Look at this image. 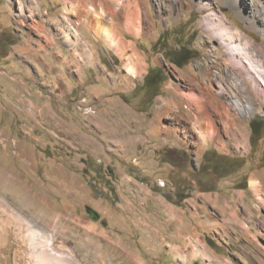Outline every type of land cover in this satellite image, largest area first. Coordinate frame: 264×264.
<instances>
[{"label": "rangeland", "instance_id": "obj_1", "mask_svg": "<svg viewBox=\"0 0 264 264\" xmlns=\"http://www.w3.org/2000/svg\"><path fill=\"white\" fill-rule=\"evenodd\" d=\"M103 1L0 0V264H264V209L250 184L264 174V127L252 136L250 125L264 120V100L253 91L231 105L234 125L220 119L204 142L165 115L156 132L172 86L198 79L215 45L225 52L194 0H144L139 37ZM213 7L264 46L235 6ZM53 19L77 23L79 45ZM106 26L141 55L135 74L96 36ZM180 47L189 52L176 64ZM238 207L249 210L241 222L231 216Z\"/></svg>", "mask_w": 264, "mask_h": 264}, {"label": "bare ground", "instance_id": "obj_2", "mask_svg": "<svg viewBox=\"0 0 264 264\" xmlns=\"http://www.w3.org/2000/svg\"><path fill=\"white\" fill-rule=\"evenodd\" d=\"M108 1H103L104 7L111 14L124 20L126 30L130 34L135 37L143 35L144 23L146 21L144 0H117L121 3L120 8L111 7ZM194 1L207 11L202 19L203 27L219 41L226 56L224 57L215 45L206 53V57L210 59L209 64L198 65V69L200 70L198 79L190 75L187 77L186 86H172L174 94L164 100L155 114L156 126L154 130L159 133L161 117L165 115L172 121L182 120L191 123V128L188 126V129L185 128V134L189 131H193V133L195 131V133L201 134L200 136H202L204 142L208 137L220 134V119H223L226 127L231 129L234 113H232L231 105L236 108L242 105L245 106L243 98H248L252 95L253 91L264 100V46L261 49L257 48L251 38L241 29L231 24L223 13L217 12L213 7L215 0ZM220 1L235 6L239 14L247 20L249 25L260 27V31L264 34V0ZM63 3H66V0H63ZM76 8L71 4L66 6L65 9L72 12ZM53 21L57 22L54 19ZM65 23H67L66 26L64 25ZM58 25H60L59 29L61 31L65 30V32L63 31L65 33V41L79 45V27L77 23L65 21ZM71 33L77 35V38L74 39ZM96 36L106 41L110 48L126 61L125 69L128 73L135 74L137 72V65L142 63V57L132 45V42L124 38L116 27L106 26V28H99ZM213 67H216L217 70L214 73V77L211 78V74L213 73L211 69ZM187 70L190 71L191 67H188ZM239 77L242 78V81H240ZM224 78H226V83L222 81ZM212 80L219 83L217 92L214 90ZM218 96L222 97L220 101L217 100ZM163 129L166 134L168 132L171 136L177 135L178 128L175 126H164ZM232 135L236 139L243 138V134L234 132ZM253 177L250 183L253 193L260 206L264 209V174L260 173L259 176L255 174ZM242 193L239 191L235 199L242 197ZM237 209V211L231 212V216L236 221L241 222L242 220H240L239 215L243 218L242 214H244V211L246 213L249 210L243 208L244 211L242 209L240 212L239 207ZM250 222L254 225L260 223L259 219L256 220L254 217ZM35 234L44 237L45 247L51 252L50 254L58 258L65 257L54 252L50 247L53 243V235L44 236L38 230ZM68 258L72 259V256H68Z\"/></svg>", "mask_w": 264, "mask_h": 264}, {"label": "trees", "instance_id": "obj_3", "mask_svg": "<svg viewBox=\"0 0 264 264\" xmlns=\"http://www.w3.org/2000/svg\"><path fill=\"white\" fill-rule=\"evenodd\" d=\"M180 50H182V47H180ZM184 51L189 52V49H183L182 51H180V55H178L176 58H172L174 63L179 64V61L183 62V60L187 59L188 55L184 53ZM250 125H251L252 136L257 135L259 134L260 130L264 127V120L252 119Z\"/></svg>", "mask_w": 264, "mask_h": 264}, {"label": "water", "instance_id": "obj_4", "mask_svg": "<svg viewBox=\"0 0 264 264\" xmlns=\"http://www.w3.org/2000/svg\"><path fill=\"white\" fill-rule=\"evenodd\" d=\"M88 211H90V212H91L92 210H91L90 208H88ZM93 217H94V218H96V217H97V215H96V214H93Z\"/></svg>", "mask_w": 264, "mask_h": 264}]
</instances>
